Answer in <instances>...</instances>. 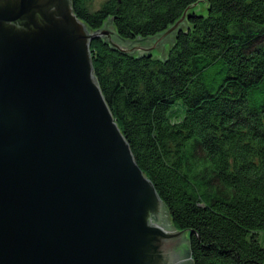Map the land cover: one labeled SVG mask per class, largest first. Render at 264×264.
I'll return each mask as SVG.
<instances>
[{
	"label": "water",
	"instance_id": "water-1",
	"mask_svg": "<svg viewBox=\"0 0 264 264\" xmlns=\"http://www.w3.org/2000/svg\"><path fill=\"white\" fill-rule=\"evenodd\" d=\"M183 18L128 46L111 20L91 32L71 0H0V264H193L191 233L135 163L90 54L102 39L162 59Z\"/></svg>",
	"mask_w": 264,
	"mask_h": 264
},
{
	"label": "trees",
	"instance_id": "trees-1",
	"mask_svg": "<svg viewBox=\"0 0 264 264\" xmlns=\"http://www.w3.org/2000/svg\"><path fill=\"white\" fill-rule=\"evenodd\" d=\"M92 2L71 0L77 18L91 32L111 20L127 43L184 16L163 59L91 41L94 76L171 226L191 233L193 264H264V0Z\"/></svg>",
	"mask_w": 264,
	"mask_h": 264
},
{
	"label": "rangeland",
	"instance_id": "rangeland-1",
	"mask_svg": "<svg viewBox=\"0 0 264 264\" xmlns=\"http://www.w3.org/2000/svg\"><path fill=\"white\" fill-rule=\"evenodd\" d=\"M106 1L107 0H93V2L90 4V9L93 11L98 10L102 6V4ZM193 11L198 15L205 16L206 15V6L204 4H200L196 7H194ZM174 31H172V32H174ZM169 38H172V34L169 35ZM169 38H165L163 41V45H164L163 49H164V54H166V56L168 54V51L171 48L170 43H166ZM149 50H150V52H148V54H153L154 57L160 58L161 52L159 50H157V49H149ZM139 52H140V50H136L134 52V54H138ZM166 56L165 55L162 56V59L165 58ZM184 114H185L184 108L182 107L181 102H178L177 105H175V107H173L168 112V118H169L171 123H175L177 121H181L184 118ZM257 240H258L259 245L262 248H264V232L260 231L257 233Z\"/></svg>",
	"mask_w": 264,
	"mask_h": 264
},
{
	"label": "flooded vegetation",
	"instance_id": "flooded-vegetation-1",
	"mask_svg": "<svg viewBox=\"0 0 264 264\" xmlns=\"http://www.w3.org/2000/svg\"><path fill=\"white\" fill-rule=\"evenodd\" d=\"M128 46L131 44V43H126ZM174 251L176 252V253H178V257H180L181 258V255L183 256V254H186V249H185V247L184 248H182L181 249V247H177L176 249H174ZM179 259V258H178ZM179 262H180V259H179ZM181 263V262H180Z\"/></svg>",
	"mask_w": 264,
	"mask_h": 264
}]
</instances>
